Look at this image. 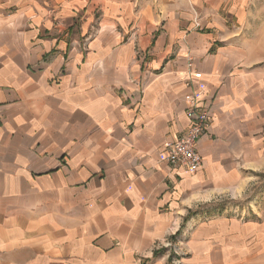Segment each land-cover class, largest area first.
<instances>
[{"label": "crops", "instance_id": "obj_1", "mask_svg": "<svg viewBox=\"0 0 264 264\" xmlns=\"http://www.w3.org/2000/svg\"><path fill=\"white\" fill-rule=\"evenodd\" d=\"M262 167L264 0H0V264H264V225L187 215Z\"/></svg>", "mask_w": 264, "mask_h": 264}, {"label": "rangeland", "instance_id": "obj_2", "mask_svg": "<svg viewBox=\"0 0 264 264\" xmlns=\"http://www.w3.org/2000/svg\"><path fill=\"white\" fill-rule=\"evenodd\" d=\"M247 178L246 184L239 189L228 190L213 195L209 200L199 201L187 215L196 213L213 217V215L229 213L241 220L264 225V167L249 173ZM169 244V247L173 246L171 242Z\"/></svg>", "mask_w": 264, "mask_h": 264}, {"label": "built area", "instance_id": "obj_3", "mask_svg": "<svg viewBox=\"0 0 264 264\" xmlns=\"http://www.w3.org/2000/svg\"><path fill=\"white\" fill-rule=\"evenodd\" d=\"M187 111L191 120L190 127L181 135L166 143L163 157L172 167L183 166L192 172H196L202 163L201 155L197 151V145L204 131L209 126L210 113L196 105H192ZM169 243H166V247H169ZM175 252L178 256L181 254L178 250Z\"/></svg>", "mask_w": 264, "mask_h": 264}]
</instances>
